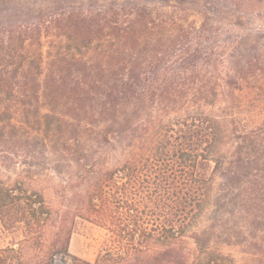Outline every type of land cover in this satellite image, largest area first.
Instances as JSON below:
<instances>
[{
    "label": "trees",
    "instance_id": "1",
    "mask_svg": "<svg viewBox=\"0 0 264 264\" xmlns=\"http://www.w3.org/2000/svg\"><path fill=\"white\" fill-rule=\"evenodd\" d=\"M74 3L0 0V139H21L11 108L3 107L15 98L46 136L76 116L79 142L88 134L95 141L81 143V155L90 147L96 153L110 147L121 155L85 191L94 224L111 234V245L93 263H81L238 264L212 247L214 229L200 224L210 210L217 212L219 223L239 220L235 236L260 248L242 264H264V119L243 125L239 115L250 111L231 106L229 114L206 113L219 103L215 86L201 81L177 97L170 92L175 79L165 82L155 74L162 46L175 47L170 34L188 33L195 22L166 21L134 1L128 8L98 7L92 14L70 7ZM207 24L202 19L199 29ZM61 106L71 110L61 112ZM171 114L174 123L160 126ZM27 146L28 137L21 148ZM17 186L0 181L2 231L46 223L42 197ZM147 208L153 219L143 217ZM71 232L66 231L58 253L69 256ZM14 256L12 246L0 249V264H14ZM53 260V254L46 258Z\"/></svg>",
    "mask_w": 264,
    "mask_h": 264
},
{
    "label": "rangeland",
    "instance_id": "2",
    "mask_svg": "<svg viewBox=\"0 0 264 264\" xmlns=\"http://www.w3.org/2000/svg\"><path fill=\"white\" fill-rule=\"evenodd\" d=\"M133 1L146 5L166 21L173 18L195 22L196 28H189L188 33L172 32L170 37H175V47L172 43L165 44L158 57L160 71L155 74L161 81L175 79L171 93L178 97L184 92L190 93L199 82L207 81L217 88L219 103L214 108H206V113L212 109L217 114H229L231 106L243 113L250 111L248 115H239L243 125H255L264 119V0H77L70 7L92 14L98 7L102 10L119 5L128 8ZM202 19L208 24L200 30ZM54 49L50 47L49 51L53 53ZM48 67L49 58H45L44 74ZM240 68H244L243 72H239ZM235 71L238 77L234 79ZM43 103L40 97L41 114L46 112ZM7 106L11 108L12 124L16 125L21 139H0V181L8 185L17 183V189L28 194L38 193L47 211V220L34 228L24 229L19 225L15 230H0V249L14 248V264H22V260L25 264H52L46 261L50 254L64 264L93 263L101 250L111 245V234L94 224V213L87 208L85 191L93 177L111 170L121 155L116 156L110 147L98 153L90 147L88 153L81 155V143L91 146L95 141L88 134L79 142L81 130L77 129L76 116L65 118L59 129L54 128L46 136L33 116L28 120L23 115L25 112L15 98L4 101L3 107ZM69 110L70 106L60 107L61 112ZM175 117L171 114L170 121L160 126L168 127ZM27 137L29 146L24 150L21 147ZM40 139L44 146L40 145ZM142 211L143 217L153 219L150 208ZM217 215L208 210L200 221L201 225L214 229L213 248L230 255L238 264L246 257L261 253L253 240L243 241L242 237L235 236L239 220L219 223ZM220 224L224 225L222 229ZM68 229L72 232L66 247L69 256H66L58 252L62 250L61 243ZM54 241L56 246L51 247Z\"/></svg>",
    "mask_w": 264,
    "mask_h": 264
},
{
    "label": "water",
    "instance_id": "3",
    "mask_svg": "<svg viewBox=\"0 0 264 264\" xmlns=\"http://www.w3.org/2000/svg\"><path fill=\"white\" fill-rule=\"evenodd\" d=\"M52 264H64L61 260H53Z\"/></svg>",
    "mask_w": 264,
    "mask_h": 264
}]
</instances>
